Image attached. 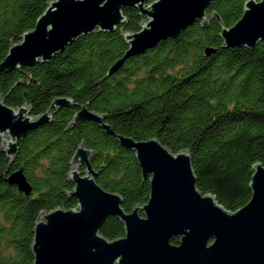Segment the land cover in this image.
I'll return each mask as SVG.
<instances>
[{
  "label": "trees",
  "instance_id": "trees-1",
  "mask_svg": "<svg viewBox=\"0 0 264 264\" xmlns=\"http://www.w3.org/2000/svg\"><path fill=\"white\" fill-rule=\"evenodd\" d=\"M49 1L0 0V63L10 44L34 28ZM245 1L212 0L206 13H216L230 27L241 18ZM123 14L126 21L114 32H92L47 62L0 72V92L9 107L26 103L36 117L56 97L73 101L53 110L50 123L27 133L9 166L0 140V264H32L40 212L76 206L67 194L74 187L67 174L81 143L94 152L97 184L121 195L126 212L148 201L149 183L142 180L133 151L92 121L65 131L81 106L105 115L116 134L136 141L156 138L173 153L189 151L197 189L213 195L226 211L235 212L251 198L253 166H264V43L253 50L225 47L212 18L205 28L195 22L126 59L105 77L127 50L121 28L137 32L144 19L133 7H124ZM20 169L30 195L7 182ZM100 233L118 239L124 235L123 223L108 217ZM170 243L178 244V238Z\"/></svg>",
  "mask_w": 264,
  "mask_h": 264
},
{
  "label": "water",
  "instance_id": "water-1",
  "mask_svg": "<svg viewBox=\"0 0 264 264\" xmlns=\"http://www.w3.org/2000/svg\"><path fill=\"white\" fill-rule=\"evenodd\" d=\"M147 1H49L34 28L10 44L0 72L47 62L92 32H114L126 21L124 7L136 8L144 19L137 32L121 29L127 50L105 77L118 71L126 59L176 37L195 22L205 28L212 18L221 28L219 36L225 47L253 50L264 43V0H246L241 18L230 27L216 13L207 15L212 0ZM72 104L70 98L56 97L35 117L26 103L7 106L0 92V140L8 166L29 131L50 123L53 110ZM104 120L105 115L81 106L65 131L92 121L120 146L133 151L142 180L149 183L148 201L126 212L121 195L97 184L98 172L91 165L94 152L81 143L67 174L74 184L67 194L76 199V206L40 212L33 228L32 264H264V166H253L248 203L229 212L213 195L197 189L189 151L173 153L156 138L136 141L116 134ZM7 182L25 195L32 191L21 169L10 174ZM108 217L123 223L122 237L110 241L100 233ZM172 237L178 238V244L170 243Z\"/></svg>",
  "mask_w": 264,
  "mask_h": 264
},
{
  "label": "bare ground",
  "instance_id": "bare-ground-1",
  "mask_svg": "<svg viewBox=\"0 0 264 264\" xmlns=\"http://www.w3.org/2000/svg\"><path fill=\"white\" fill-rule=\"evenodd\" d=\"M187 29V28H186ZM249 50V49H248Z\"/></svg>",
  "mask_w": 264,
  "mask_h": 264
},
{
  "label": "rangeland",
  "instance_id": "rangeland-1",
  "mask_svg": "<svg viewBox=\"0 0 264 264\" xmlns=\"http://www.w3.org/2000/svg\"><path fill=\"white\" fill-rule=\"evenodd\" d=\"M122 29V28H121Z\"/></svg>",
  "mask_w": 264,
  "mask_h": 264
}]
</instances>
